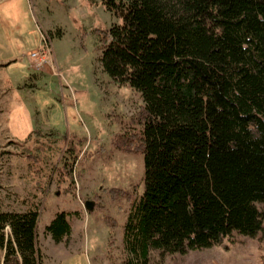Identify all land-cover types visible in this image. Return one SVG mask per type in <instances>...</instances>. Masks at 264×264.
Segmentation results:
<instances>
[{
  "label": "trees",
  "instance_id": "16d2710c",
  "mask_svg": "<svg viewBox=\"0 0 264 264\" xmlns=\"http://www.w3.org/2000/svg\"><path fill=\"white\" fill-rule=\"evenodd\" d=\"M102 2L119 18L96 30L102 68L143 101L112 137L144 161L123 223L125 263L233 232L264 240V0ZM66 214L45 225L55 242L71 233ZM37 218L36 206L0 210V264H43Z\"/></svg>",
  "mask_w": 264,
  "mask_h": 264
},
{
  "label": "rangeland",
  "instance_id": "374dc122",
  "mask_svg": "<svg viewBox=\"0 0 264 264\" xmlns=\"http://www.w3.org/2000/svg\"><path fill=\"white\" fill-rule=\"evenodd\" d=\"M117 21L102 0H0V62L16 58L0 68V81L11 78L20 88L13 90L12 121L0 126V210L37 207L43 264H126L123 223L143 191L144 161L112 137L131 126L143 101L99 60L96 30ZM37 49L44 59L38 69L29 58ZM61 210L71 233L55 242L45 224ZM153 263L264 264V240L233 232L184 253L151 249Z\"/></svg>",
  "mask_w": 264,
  "mask_h": 264
},
{
  "label": "crops",
  "instance_id": "0c3cea01",
  "mask_svg": "<svg viewBox=\"0 0 264 264\" xmlns=\"http://www.w3.org/2000/svg\"><path fill=\"white\" fill-rule=\"evenodd\" d=\"M14 62H16V58L1 61L0 64L2 65H0V68L9 66ZM15 84V81L11 78H8L4 82L0 81V126H3L4 124L9 125L13 119L11 114L14 109L10 108L11 100H13V90L16 92L20 90L19 86Z\"/></svg>",
  "mask_w": 264,
  "mask_h": 264
},
{
  "label": "built area",
  "instance_id": "2783aa9c",
  "mask_svg": "<svg viewBox=\"0 0 264 264\" xmlns=\"http://www.w3.org/2000/svg\"><path fill=\"white\" fill-rule=\"evenodd\" d=\"M40 52L39 49H37L36 51H32L29 54V58L33 61L32 66L35 67L36 69L41 67V63L44 60L43 56H40Z\"/></svg>",
  "mask_w": 264,
  "mask_h": 264
},
{
  "label": "water",
  "instance_id": "95a60500",
  "mask_svg": "<svg viewBox=\"0 0 264 264\" xmlns=\"http://www.w3.org/2000/svg\"><path fill=\"white\" fill-rule=\"evenodd\" d=\"M85 205H86V207L90 210V209L92 208L93 201L87 200V201L85 202Z\"/></svg>",
  "mask_w": 264,
  "mask_h": 264
}]
</instances>
